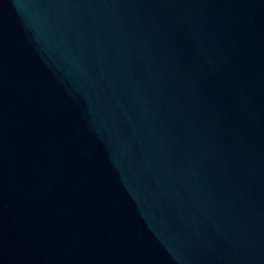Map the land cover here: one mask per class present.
I'll return each instance as SVG.
<instances>
[{
	"label": "water",
	"instance_id": "95a60500",
	"mask_svg": "<svg viewBox=\"0 0 264 264\" xmlns=\"http://www.w3.org/2000/svg\"><path fill=\"white\" fill-rule=\"evenodd\" d=\"M0 264H264V0H0Z\"/></svg>",
	"mask_w": 264,
	"mask_h": 264
}]
</instances>
